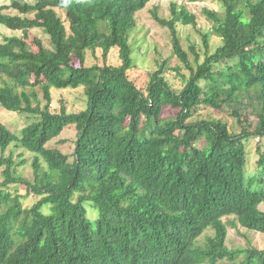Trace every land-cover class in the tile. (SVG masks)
I'll return each instance as SVG.
<instances>
[{
	"label": "trees",
	"instance_id": "1",
	"mask_svg": "<svg viewBox=\"0 0 264 264\" xmlns=\"http://www.w3.org/2000/svg\"><path fill=\"white\" fill-rule=\"evenodd\" d=\"M150 1L17 0L0 8V24L23 31L0 42V105L35 117L21 136L0 120V151L15 144L34 154L33 180L0 157V264H264V248L227 245L224 220L264 233V180L248 174L246 150L247 139L264 137V0H213L220 8L204 9L222 44L203 62L194 46L190 59L178 30L196 25V14L177 2L170 18L155 8L189 75L174 88L164 61L143 89L130 77L131 32ZM35 28L48 44L29 34ZM115 48L117 65L108 63ZM89 51L103 63L88 64ZM78 87L85 109L51 108L53 88ZM204 108L229 111L241 131L201 117ZM70 126L71 155L49 145ZM14 184L38 201L25 208Z\"/></svg>",
	"mask_w": 264,
	"mask_h": 264
},
{
	"label": "rangeland",
	"instance_id": "2",
	"mask_svg": "<svg viewBox=\"0 0 264 264\" xmlns=\"http://www.w3.org/2000/svg\"><path fill=\"white\" fill-rule=\"evenodd\" d=\"M17 0H0V8L3 6H11ZM35 2V0H18ZM177 2L179 5L186 6L189 11L196 14V25L178 24V30L183 44V48L189 53L192 61L195 59V53L191 49L195 47L196 51L200 53V61L203 62L206 53H213L217 47L222 44V39L213 33V22L210 21L204 14V9L220 8L219 4L213 0L190 2L189 0H151L145 8L136 13V27L131 32V43L134 49V68L131 70V79L141 88L146 89L150 80V74L156 71L164 62H168V67L165 68V76L174 88L180 89L183 87L184 81L181 74L189 75L188 69L183 65L177 56L173 54L171 31L168 27L159 24L154 18L153 10L157 8L158 14L163 18H170L171 4ZM5 12L16 13L13 8H6ZM62 13V12H60ZM30 35H36L43 39L48 44V36L43 29L35 28L29 30ZM208 36V46L205 44L204 35ZM23 31L12 30L0 24V42L4 41L6 37L22 36ZM103 63L101 53L98 51L94 56L89 51L88 64ZM108 63L119 64V50L113 49L108 56ZM180 66L181 73L172 70V68ZM53 100L51 108L59 111L65 106L68 112H79L87 107L88 97L85 93L84 87L66 88L52 90ZM169 112H166L168 115ZM201 117L214 116L221 118L228 122L233 132H240L241 126L237 123L229 111H218L211 108H204L199 111ZM0 120L7 126L9 130L21 136L22 130L31 124L35 117L30 114H19L12 112L0 105ZM77 130L75 126H70L65 129L60 137L54 139L49 145L60 149L62 152L72 154L75 147ZM246 150L248 156L247 170L249 175L257 174L264 180V164L260 163L261 154L264 155V137L252 136L246 140ZM4 155L12 157L17 162V171L19 175L29 179H34V171L32 161L34 154L24 148L12 144L4 153L0 151V157ZM24 162L20 164L21 161ZM2 170L0 168V178H2ZM14 194L21 196L22 204L25 208L34 205L39 197L33 194H28L25 185L14 184L11 186ZM89 216L96 218L98 213L93 210L90 204L87 205ZM264 210V204L261 206ZM47 210V209H45ZM233 216L224 218L228 222V238L227 245L230 248L247 247L249 244L257 246L261 249L264 248V233L254 230H249L241 225L233 226L229 221ZM212 233L211 231L208 232ZM206 235L202 236L200 243L204 244ZM223 264V263H218Z\"/></svg>",
	"mask_w": 264,
	"mask_h": 264
}]
</instances>
